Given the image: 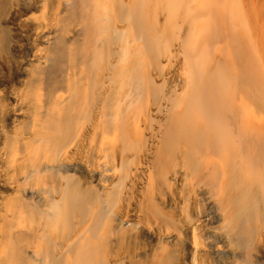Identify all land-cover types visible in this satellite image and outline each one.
Segmentation results:
<instances>
[{
  "label": "bare ground",
  "instance_id": "bare-ground-1",
  "mask_svg": "<svg viewBox=\"0 0 264 264\" xmlns=\"http://www.w3.org/2000/svg\"><path fill=\"white\" fill-rule=\"evenodd\" d=\"M0 264H264V0H0Z\"/></svg>",
  "mask_w": 264,
  "mask_h": 264
}]
</instances>
